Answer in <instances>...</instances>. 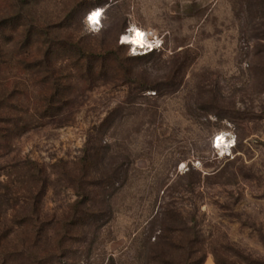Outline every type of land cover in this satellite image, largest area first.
I'll list each match as a JSON object with an SVG mask.
<instances>
[{
    "label": "rangeland",
    "instance_id": "1",
    "mask_svg": "<svg viewBox=\"0 0 264 264\" xmlns=\"http://www.w3.org/2000/svg\"><path fill=\"white\" fill-rule=\"evenodd\" d=\"M98 8L100 31H85ZM130 29L155 50L122 43ZM75 47L94 54L90 80ZM53 83L64 100L40 117ZM10 91L34 117L0 150V180H16L20 205L0 214V264L57 252L53 223L37 244L30 224L14 222L35 187L11 166L44 169L41 217L61 219L76 199L63 170L77 173L88 144L112 215L74 234L53 264H162L159 254L264 264V0H0V99Z\"/></svg>",
    "mask_w": 264,
    "mask_h": 264
},
{
    "label": "trees",
    "instance_id": "2",
    "mask_svg": "<svg viewBox=\"0 0 264 264\" xmlns=\"http://www.w3.org/2000/svg\"><path fill=\"white\" fill-rule=\"evenodd\" d=\"M28 38L29 37H27V40ZM72 50L73 52L76 50L80 57V61L84 62L85 72H83V74L87 80H90L91 77L94 76V71H92L93 65L90 64V60H94V54L91 55L86 52V55H82L85 50L79 47H75ZM45 53H48V51L46 50ZM90 56L92 57L90 58ZM109 59L110 58H108V60ZM99 60L102 64L107 62L105 57L102 55ZM111 60L115 62L117 58L111 56ZM35 65L49 67L46 60H43L41 63ZM35 65L27 63L25 68L32 69ZM63 91L64 90L61 85H57V83L52 84L51 92L42 98L43 101L40 105L41 109L38 111V115L40 117H51L59 111V103L64 100L62 99ZM12 96L14 98L11 91L7 93L4 92V95L0 99V107H3L7 112L5 114H0L1 151L10 149L9 145H11V141L27 130L28 126H30V119H33L34 117V115L29 114V111L26 109H22L13 102L10 103L8 100H10ZM89 149H91V151ZM84 151L85 155L78 161L79 167L77 166L76 168L77 173L75 172L73 174L70 171L63 170V179L65 178V180H67L74 189L76 199L69 206L68 215L57 220H46L41 217V198L46 191L45 189L47 188V185L49 184L48 177L42 175L44 169L38 166L35 161L31 160H25L22 163L23 166L16 167L18 164L11 166V171L13 172L14 170L15 175L20 174L21 169H25L23 172H25V175L28 173L27 182L35 187V189L33 188L34 191L27 188L29 191V199L31 197L28 211L20 217L19 221H16L15 219L14 222L18 225L30 224L35 231V243H39L41 232H43V230H45L52 223L57 229V233L55 232L54 234L55 242L57 244L55 249L57 252L55 254L49 253L48 255L43 256H39L34 253L30 256L32 258L30 260L33 263L53 264L54 261H58V263H60L61 261H59L58 258L63 256L61 248L66 241L74 239V234H77L79 230L84 232L83 238H86L88 233V231H86L87 229L93 228L96 231L99 230L102 226V223H99V221L104 217L112 215L113 207L111 202V193H108L106 190L109 188L108 186L110 185V182L102 185V178L100 176L96 177L97 168L95 165L98 160V151L95 149L94 145L90 144L86 146ZM12 172L6 174L8 178H11ZM15 182L16 180L14 179H11L10 182H3L0 180V214L19 205L18 189L16 190L12 187V184ZM99 194H102L103 201L105 202V205L102 208L100 207L99 200L97 199V196H100ZM157 256L158 258H161L160 262L162 264H166L167 261L164 259L163 254H159ZM201 259L202 255L195 256L189 264H198ZM106 264L116 263L113 258H111Z\"/></svg>",
    "mask_w": 264,
    "mask_h": 264
},
{
    "label": "clouds",
    "instance_id": "3",
    "mask_svg": "<svg viewBox=\"0 0 264 264\" xmlns=\"http://www.w3.org/2000/svg\"><path fill=\"white\" fill-rule=\"evenodd\" d=\"M104 9L103 8H98V9H95L93 11H91L85 18V31H90L92 33H98L100 31V28H101V24H100V17L103 13ZM95 14H98L96 16V19H95V22H93L92 19H90L91 17H94ZM139 32V31H137ZM127 38H122L121 42L123 43ZM150 39V38H149ZM149 42L147 41V38L146 40L143 41L142 44H139L140 46H142V48L144 47L145 51L144 52H147L146 51V48L148 47V44ZM135 44V43H133ZM156 48V46L154 47ZM133 52H134V49H133Z\"/></svg>",
    "mask_w": 264,
    "mask_h": 264
},
{
    "label": "bare ground",
    "instance_id": "4",
    "mask_svg": "<svg viewBox=\"0 0 264 264\" xmlns=\"http://www.w3.org/2000/svg\"><path fill=\"white\" fill-rule=\"evenodd\" d=\"M137 30L135 29H130L127 33H126V36L125 38H127L126 40L129 42L128 44H132L133 46L134 45H138V44H133L132 41L136 38L135 34H136ZM222 138V140H218L217 138ZM218 137L216 138L217 140H215V142H217V144L220 145V143H222L224 141V137L223 135H218Z\"/></svg>",
    "mask_w": 264,
    "mask_h": 264
},
{
    "label": "snow or ice",
    "instance_id": "5",
    "mask_svg": "<svg viewBox=\"0 0 264 264\" xmlns=\"http://www.w3.org/2000/svg\"><path fill=\"white\" fill-rule=\"evenodd\" d=\"M98 14H95L94 17H91L90 19L93 20V22H95V19H96V16ZM136 38L132 41V43H135V44H141L143 42V34L140 33V32H136L135 34ZM218 140H222V138H217Z\"/></svg>",
    "mask_w": 264,
    "mask_h": 264
},
{
    "label": "built area",
    "instance_id": "6",
    "mask_svg": "<svg viewBox=\"0 0 264 264\" xmlns=\"http://www.w3.org/2000/svg\"><path fill=\"white\" fill-rule=\"evenodd\" d=\"M147 41L149 42L147 45H148V47L146 48V51L149 53V52H152V51H154L155 50V46L156 45H154V42H152L149 38L147 39ZM138 49H141V50H144L145 48L143 47V48H138Z\"/></svg>",
    "mask_w": 264,
    "mask_h": 264
}]
</instances>
